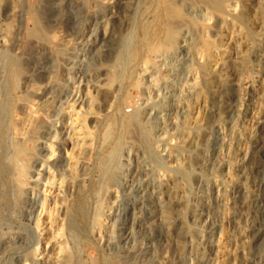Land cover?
I'll return each mask as SVG.
<instances>
[{"label": "rangeland", "instance_id": "374dc122", "mask_svg": "<svg viewBox=\"0 0 264 264\" xmlns=\"http://www.w3.org/2000/svg\"><path fill=\"white\" fill-rule=\"evenodd\" d=\"M260 1L246 67L209 93L206 60L164 52L182 29L216 45L213 12L0 0V264H264Z\"/></svg>", "mask_w": 264, "mask_h": 264}, {"label": "bare ground", "instance_id": "6f19581e", "mask_svg": "<svg viewBox=\"0 0 264 264\" xmlns=\"http://www.w3.org/2000/svg\"><path fill=\"white\" fill-rule=\"evenodd\" d=\"M181 2H182V4H185V6H186V8L187 9H189L190 11H192L193 12V10H195V11H197V10H199V11H201L202 12V9H204L205 11H207V12H205L204 11V14H206V13H209V12H213L215 15H216V17L219 19V21H220V24H221V28L217 31V35H218V42L216 43V45L215 44H213V46H211V47H208V45H206V47L207 48H204L205 46H203L202 44V46H200V44H198L199 45V47L197 48V47H193V42H192V44H190V36H189V34L191 35L192 33L190 32V30H187L186 31V29H185V31L182 29V31L184 32L183 34L181 33V35H183L182 36V38L180 39V41H179V43H178V45L176 46V47H174V48H176L175 50H171L170 48H169V50H168V48L166 47V50L169 52V53H167V51L164 49H161V51L163 50V51H166V53L164 52V55H165V57H164V59H166L167 58V56L169 57V58H174L177 54V51L179 52V50H187V51H189V52H191V54L193 55V56H198V57H201V58H195V59H197V60H199L200 59V61L202 62L203 60H206L207 62V64L206 63H203L204 65H205V67L204 66H202V65H200V67L202 66L203 67V70L199 67V69L198 70H200L201 69V73H200V81L204 84L203 86H205V87H207V89H208V91H209V93L211 92V93H215L216 92V88L218 87V86H224V87H227V86H229V85H234V84H236L237 83V78H236V76H237V74L239 73V70H240V68H241V70H242V67L243 66H245L246 67V62H247V55H246V53L247 52H245L246 50V47L248 46L249 47V45H247L246 47H244V45H246L247 43H249V39H250V30H249V26H250V24H251V26L250 27H252V21H254L255 23H256V21L258 22V20H257V18H256V16H258V13H259V11H260V3H261V1L260 0H205L203 3H204V6H202V7H199L198 8V6L194 3V1L193 0H180ZM201 6V5H200ZM201 9V10H200ZM198 12V11H197ZM198 13H200V12H198ZM213 14V15H214ZM200 15V14H199ZM234 20V21H236L237 23H235V26H233V27H227V26H225V24L226 23H228V21L229 20ZM176 22H178V21H176ZM230 22V21H229ZM253 22V23H254ZM254 23V24H255ZM185 24V23H184ZM177 25H178V23H177ZM179 26V25H178ZM177 26V27H178ZM181 28V27H180ZM181 31V32H182ZM188 32H189V34H188ZM180 35V36H181ZM179 36V37H180ZM192 36H193V34H192ZM252 36V35H251ZM192 39V38H191ZM178 42V41H177ZM175 43V42H174ZM177 44V43H176ZM175 44V45H176ZM174 45V44H173ZM195 45H197V43L195 44ZM210 46V45H209ZM171 47V46H170ZM248 49V48H247ZM160 50V49H159ZM188 52V53H189ZM159 53V52H158ZM157 53V54H158ZM161 53V52H160ZM186 54H188L187 52H185ZM166 54H168L167 56H166ZM156 55V54H155ZM161 55H163L162 53H161ZM190 55V54H189ZM160 56V55H159ZM180 56H181V54H180ZM188 56V55H187ZM192 56V57H193ZM157 57V56H156ZM163 57V56H162ZM161 57V58H162ZM191 57V56H190ZM160 58V57H159ZM171 58V59H172ZM203 58V60H201ZM200 62V63H201ZM204 62V61H203ZM172 64V63H171ZM197 64V63H196ZM202 64V63H201ZM191 66V65H190ZM169 67V66H168ZM193 67V66H192ZM204 68H205V70H204ZM144 69H146V68H144ZM176 69V68H175ZM186 69V68H185ZM246 69V68H245ZM188 70H190V68L188 69ZM191 71H192V69H191ZM190 73V71L188 72V74ZM191 74V73H190ZM196 75H197V73H195ZM198 74H199V72H198ZM240 74V73H239ZM192 75V74H191ZM168 76V75H167ZM169 77V76H168ZM199 76H197V78H198ZM157 78V77H156ZM166 79H168V78H166ZM194 78H192V80H193ZM155 80V79H154ZM191 80V79H190ZM196 79H194L193 81V83H192V81L191 82H189L190 84L192 83V84H194V83H196V82H199V81H195ZM166 82V81H165ZM153 83V82H152ZM151 83V84H152ZM160 83V82H159ZM164 83V82H163ZM162 83V84H163ZM167 83V82H166ZM166 83H164L163 85H165ZM153 84H155V83H153ZM153 84H152V86H153ZM168 84V83H167ZM191 84V85H192ZM161 85V84H160ZM169 85V84H168ZM185 85V84H184ZM201 85V84H200ZM151 86V85H150ZM151 86V87H152ZM189 86V85H188ZM187 86V87H188ZM168 87V86H167ZM157 88V87H156ZM199 88H203V89H205L204 87H199ZM195 89V88H194ZM198 89V88H197ZM218 89V88H217ZM198 90H200V89H198ZM197 90V91H198ZM196 93V92H195ZM214 95V94H213ZM205 98V97H204ZM204 100V99H203ZM205 101V100H204ZM157 103V102H156ZM154 107V106H153ZM156 107V106H155ZM154 107V108H155ZM161 107V106H160ZM30 108V107H29ZM137 112V111H136ZM70 113V112H69ZM72 113V112H71ZM71 113H70V115H71ZM71 116H73V115H71ZM196 116V115H195ZM194 116V117H195ZM75 117V116H74ZM72 118V117H71ZM197 118V117H196ZM73 119V118H72ZM75 119H77V118H75ZM199 119V118H198ZM198 119L197 120H195V118H193V120H195V123H194V121H193V124H197V125H199L198 124ZM77 120H79V119H77ZM73 122H75L76 123V121H74V119L72 120ZM78 122V121H77ZM216 122V121H215ZM200 123V122H199ZM73 124L74 123H72V126H73ZM80 125H81V123H79ZM79 124H77L76 123V126H79ZM201 124V123H200ZM75 126V125H74ZM73 126V127H74ZM75 126V127H76ZM196 126V125H195ZM81 126H79L78 128H80ZM184 127V126H183ZM199 127H200V125H199ZM77 128V127H76ZM188 128V127H187ZM196 128H198V127H196ZM75 129V128H74ZM81 129H82V127H81ZM185 129H186V127H185ZM190 129V128H189ZM193 129V128H192ZM192 129H191V131L190 130H187L186 129V133H187V131L189 132L190 131V133H188L189 134V137L188 138H186L187 139V142H188V144H189V142L190 143H192V142H194V143H196V138H198L199 136H197L198 134L197 133H200L199 131H197L198 129H194V131L196 130V133L194 132L193 133V131H192ZM80 132H82L81 130H79ZM77 132V131H76ZM75 133V132H74ZM185 133V134H186ZM80 134V133H79ZM188 134L186 135V136H188ZM200 135V134H199ZM80 136V135H79ZM79 136H77V137H79ZM81 137V136H80ZM160 137V136H159ZM160 138H162V137H160ZM183 138V137H182ZM185 139V140H186ZM188 139H190L189 141H188ZM184 139H182V141H183ZM184 142V141H183ZM44 143H46V142H44ZM48 143V142H47ZM155 143V142H154ZM150 144V143H149ZM185 144V143H184ZM183 144V145H184ZM79 145V144H78ZM152 145V144H151ZM181 145V144H180ZM149 146V145H148ZM43 147V146H42ZM47 147V146H46ZM49 147V146H48ZM164 147H165V145H164ZM45 148V147H44ZM48 149V148H47ZM49 150V149H48ZM158 150V149H157ZM151 151V150H150ZM47 152V151H46ZM48 154V153H47ZM70 154V153H69ZM154 154V153H153ZM158 154V153H157ZM68 155V154H67ZM43 156H47V155H45V153L43 154ZM45 157H43L44 159H45ZM67 157H69V155L67 156ZM71 158H72V156H70ZM70 157L69 158H67L68 159V162H69V160H70ZM72 159H74V158H72ZM75 159H76V157H75ZM74 159V161H76ZM148 159V158H147ZM43 162V161H42ZM78 162V161H77ZM77 162H72V163H70L71 165L72 164H75V163H77ZM190 164V163H189ZM71 165H69L68 164V169H70L71 167L72 168H74V167H76V166H71ZM192 165V164H191ZM70 166V167H69ZM181 166V165H180ZM161 167V166H160ZM177 167V166H176ZM72 168H71V170H70V174H71V172H74V169L72 170ZM78 168V167H77ZM178 168V167H177ZM75 171H77V170H75ZM184 171V170H183ZM68 173H69V171H68ZM184 173V172H183ZM74 174V173H73ZM73 174H71V175H73ZM162 174V173H161ZM70 175V176H71ZM75 175V174H74ZM158 175V174H157ZM157 178V177H156ZM158 179V178H157ZM28 181H30V180H28ZM31 181H34V178L33 179H31ZM30 181V182H31ZM33 183V182H32ZM161 185V184H160ZM187 187V186H186ZM101 207V206H100ZM99 210V209H98ZM101 210V209H100ZM99 215H100V213H99ZM97 217V216H96ZM98 218V217H97ZM99 218H101V217H99ZM97 221H99L100 223H101V219L99 220V219H97ZM99 222H97V223H99ZM99 223V224H100ZM99 224H97V225H99ZM99 227H101V226H99ZM201 255V254H200Z\"/></svg>", "mask_w": 264, "mask_h": 264}]
</instances>
